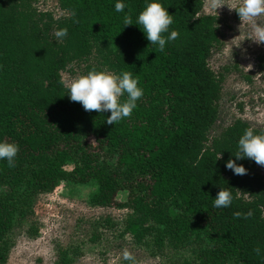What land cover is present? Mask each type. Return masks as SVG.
Instances as JSON below:
<instances>
[{
	"label": "trees",
	"instance_id": "trees-1",
	"mask_svg": "<svg viewBox=\"0 0 264 264\" xmlns=\"http://www.w3.org/2000/svg\"><path fill=\"white\" fill-rule=\"evenodd\" d=\"M57 1L64 15L55 19L29 0H0V140L19 148L14 167L0 160V262L22 203L71 183L93 185L90 207L124 211V232L151 251L199 245L202 264H264L260 165L237 161L244 175L224 167L251 126L236 118L210 134L225 77L209 67L220 40L204 0H159L178 33L163 51L139 26L122 25L145 0H125L120 13L115 0ZM59 28L68 30L63 41L54 36ZM74 64L85 73L132 72L143 96L131 115L112 126L104 123L110 113L70 101L61 74ZM224 188L231 205L213 207ZM249 210L250 217L233 216ZM72 262L61 252L55 264Z\"/></svg>",
	"mask_w": 264,
	"mask_h": 264
},
{
	"label": "rangeland",
	"instance_id": "rangeland-1",
	"mask_svg": "<svg viewBox=\"0 0 264 264\" xmlns=\"http://www.w3.org/2000/svg\"><path fill=\"white\" fill-rule=\"evenodd\" d=\"M29 1L55 19L64 15L57 0ZM237 2L204 0V13L218 20L220 40L209 67L225 77L211 135L236 118L264 129V42L254 41L252 22L239 20L233 9ZM255 23L264 24V15ZM83 74L84 64H74L61 76L65 82ZM260 171L264 175V166ZM93 189V185L61 183L51 194L23 202L15 215L13 245L0 264H55L61 252L69 255L72 264H202L197 257L199 245L167 246L158 252L136 244L123 230L124 211L89 206ZM124 252L132 260L124 259Z\"/></svg>",
	"mask_w": 264,
	"mask_h": 264
},
{
	"label": "clouds",
	"instance_id": "clouds-1",
	"mask_svg": "<svg viewBox=\"0 0 264 264\" xmlns=\"http://www.w3.org/2000/svg\"><path fill=\"white\" fill-rule=\"evenodd\" d=\"M127 7L125 0H115L114 11L124 12ZM215 7V2L213 3ZM240 21L252 22V27L257 43L264 42V24L255 23V18L264 15V0H238L233 6ZM74 16L75 14L72 13ZM75 22V21H74ZM172 15L161 5L159 0H145L144 8L136 15L135 20L126 12L122 18V25H136L142 31L149 44L163 51L167 42L174 40L178 33L169 31L172 24ZM67 28L55 30L54 36L63 41L67 36ZM164 33H167L165 36ZM66 95L70 101L79 102L85 111L94 110L97 113H110L104 117V123L112 125L131 115L137 107V100L143 96V89L138 86V80L132 72L122 71L115 73L106 69L97 71L95 68L86 74L78 75L65 80ZM123 97V99H121ZM19 148L15 143L0 140V160L6 162L8 167H14ZM221 153L218 154V158ZM235 159H228L224 167L232 171L234 175L246 174L242 164L237 163L242 159H249L260 166H264V134H256L252 127L246 128L237 141ZM232 194L227 189H219L212 199L213 207L228 208L232 203ZM244 215L245 218L252 215L234 212V217ZM253 251L261 254V249L256 247ZM124 259L132 260L128 252H124Z\"/></svg>",
	"mask_w": 264,
	"mask_h": 264
}]
</instances>
